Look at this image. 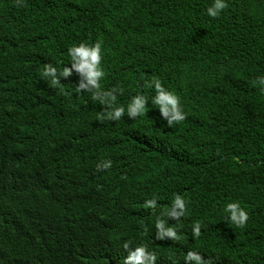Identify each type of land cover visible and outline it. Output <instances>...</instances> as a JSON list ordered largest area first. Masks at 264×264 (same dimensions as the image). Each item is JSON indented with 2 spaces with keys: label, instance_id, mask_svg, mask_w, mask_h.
Returning a JSON list of instances; mask_svg holds the SVG:
<instances>
[{
  "label": "trees",
  "instance_id": "obj_1",
  "mask_svg": "<svg viewBox=\"0 0 264 264\" xmlns=\"http://www.w3.org/2000/svg\"><path fill=\"white\" fill-rule=\"evenodd\" d=\"M31 2L48 38L102 43L101 83L117 105L154 96L145 84L156 78L187 118L168 127L151 103L119 129L95 113L74 125L0 14V264H123L126 241L155 252V264H184L189 250L212 264H264V91L254 84L264 0H228L215 19L212 0ZM106 159L111 168L97 171ZM177 194L187 201L179 221L164 215ZM234 201L249 212L243 228L226 221ZM160 218L179 241L156 238Z\"/></svg>",
  "mask_w": 264,
  "mask_h": 264
},
{
  "label": "clouds",
  "instance_id": "obj_2",
  "mask_svg": "<svg viewBox=\"0 0 264 264\" xmlns=\"http://www.w3.org/2000/svg\"><path fill=\"white\" fill-rule=\"evenodd\" d=\"M228 8V0H212L205 11L209 17L215 19ZM34 9L31 0H0V14L15 26V39L27 55L28 72L44 80L46 98L54 104L57 113L70 119L74 125L85 124L95 113L105 126L118 129L122 118L135 119L143 116L147 105L151 103L159 110L160 119L166 121L168 127L187 118L180 97L166 89L156 78L146 81L145 84L147 88L154 90V96L149 98L138 93L131 98L127 107L117 105V90L106 91L101 83L106 75L101 63L102 43H71L63 40L62 36L54 41L45 35L41 25L33 23ZM254 84L264 91V76L257 77ZM111 166L112 161L106 159L98 163L96 168L97 171H105ZM156 203L155 199L146 201V205L152 208ZM223 212L226 221L238 228L245 227L249 220V212L238 201L226 203ZM186 214L187 201L179 194L172 200L170 208L164 211L168 219L175 221H179ZM201 227L200 221L193 224L192 232L195 237L200 236ZM155 229L157 239H181L177 227L168 226L166 219H157ZM123 248L126 254L123 264H155L158 258L144 244L132 246L131 241H126ZM184 264H212V261L205 259L198 251L189 250L184 256Z\"/></svg>",
  "mask_w": 264,
  "mask_h": 264
}]
</instances>
